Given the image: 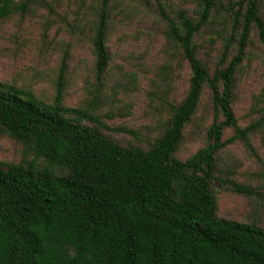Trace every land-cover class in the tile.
Masks as SVG:
<instances>
[{
    "label": "trees",
    "instance_id": "obj_1",
    "mask_svg": "<svg viewBox=\"0 0 264 264\" xmlns=\"http://www.w3.org/2000/svg\"><path fill=\"white\" fill-rule=\"evenodd\" d=\"M23 1L21 10L30 3ZM258 1L235 4L236 53L212 75L196 57L193 36L207 23L215 0H201L196 22L182 13L178 24L166 18L168 38L188 62L190 77L185 97L172 106L165 130L146 150L112 142L81 123L103 127L97 118L63 105L64 64L52 104L0 82V133L34 156L16 165L0 163V264H264V228L218 218L210 188L215 182L251 194L214 171L216 153L236 140L252 151L249 136L263 126L259 120L240 128L230 107L233 75L253 26L264 51ZM12 9L13 0H0V19ZM106 24L103 10L92 39L98 78L109 60ZM204 87L215 112L207 144L181 161L175 154ZM228 127L234 135L223 141ZM39 159L48 166H39Z\"/></svg>",
    "mask_w": 264,
    "mask_h": 264
},
{
    "label": "rangeland",
    "instance_id": "obj_2",
    "mask_svg": "<svg viewBox=\"0 0 264 264\" xmlns=\"http://www.w3.org/2000/svg\"><path fill=\"white\" fill-rule=\"evenodd\" d=\"M238 1L215 0L207 23L193 36L196 57L210 75L216 67L225 68L236 53L240 30L233 28L232 12ZM23 2L13 0L12 12L0 19V82L52 104L64 64L63 105L97 118L103 127L81 123L112 142L148 149L165 130L172 106L185 97L190 77L188 62L168 38L166 18L178 24L176 16L182 13L196 22L201 0H30L21 10L17 6ZM103 10L109 60L98 78L92 39ZM258 14L264 22V0L258 1ZM230 107L240 128L264 120V51L254 26L233 75ZM214 118L204 87L183 129L177 159L185 161L205 147ZM233 135L232 128H224L222 140ZM249 142L252 151L236 140L216 153L214 176L233 180L251 194H237L215 182L210 188L218 218L264 228V121ZM33 158L23 145L0 133V163L16 165ZM38 164L48 166L41 159Z\"/></svg>",
    "mask_w": 264,
    "mask_h": 264
}]
</instances>
